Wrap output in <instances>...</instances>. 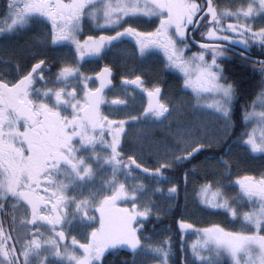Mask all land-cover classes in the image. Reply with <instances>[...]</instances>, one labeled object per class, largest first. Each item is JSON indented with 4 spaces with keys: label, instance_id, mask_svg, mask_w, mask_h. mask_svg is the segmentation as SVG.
I'll return each instance as SVG.
<instances>
[{
    "label": "snow or ice",
    "instance_id": "1",
    "mask_svg": "<svg viewBox=\"0 0 264 264\" xmlns=\"http://www.w3.org/2000/svg\"><path fill=\"white\" fill-rule=\"evenodd\" d=\"M93 0H27L18 13L14 14L12 23L8 24L9 29L14 23H27L24 14L27 12L37 11L50 18L53 35L52 42H56L60 38H69L77 40L76 28L80 26V22L84 15V9L92 3ZM208 8L204 13L209 16V25L215 20L220 32L215 28L209 27L207 32L202 33L205 39H227L231 42V37L222 36L224 31L223 25L219 23V16L216 8L212 4V0H207ZM259 7L249 3L247 7L238 8L244 16H250L253 13L258 14L264 11V0H257ZM152 5V6H148ZM126 14L143 13L145 15H158L161 17L157 28L149 33V40L140 41L141 50L152 42H163L166 50V55L172 61L174 66L186 74L187 79L184 80L185 85H191L193 89L201 87L206 81L221 90L223 95L232 100L234 96V85L229 83H217L223 71L222 66L219 71H216V57L222 53L215 52L213 61L207 67L201 66V61L204 60L206 53L200 52L198 60L193 63L190 59L184 58V51L190 45L185 44L180 51H177L176 43L169 35V28L175 25L178 34L186 37V28L183 26V21L186 18L188 24L191 25L194 17L200 12V5L196 0H178V2H168V0H132L131 6L124 5ZM120 9L109 6L105 9L104 15L110 17V20H105L104 23L116 22V17L113 12ZM95 9H93L92 18L95 19ZM230 11V10H226ZM167 15H164V13ZM235 15V13H233ZM202 18V17H201ZM75 23V27L73 24ZM228 27L235 33H238V38L251 46L249 43H255L257 47L264 45V27L253 29L251 25L241 23L239 27L235 23H229ZM243 29L244 31H241ZM247 33V35L245 34ZM119 35V33L117 34ZM143 35V34H141ZM97 42H92L89 45V50H92L93 45ZM79 47V43H77ZM96 51L99 47L96 46ZM197 55V54H194ZM49 67L45 64L44 59L37 60L32 64L31 70L28 71L21 80L15 85L0 84V93H3L2 104L3 108L0 111H6L11 107L14 110L15 116H5V121L12 125L11 132L16 133L18 121L23 119L29 131L23 134V139L29 147V154H25L22 150L12 151L9 153V158L16 162L15 168L12 171L9 169L0 168V173L7 178V191L10 195L18 196L29 209V215L21 218V223L29 225L23 239L19 236L13 238L10 231L4 227H0V264H29V258L33 253H39L45 246H55V255H64L60 251L59 244L66 238V230L63 227V222L67 216V204L70 200H75L74 195L68 194V189L74 183L75 178H82L84 175H91L92 168L88 165L84 158L77 155L78 146L72 144L73 137L79 135L84 144H92L96 141L103 140L104 144L111 148V159L119 165L122 161L118 159L122 155L118 151L119 145L122 143V134L126 130L125 122L120 121V127H114L116 121L109 120L105 125L99 109L103 97L96 94H85V101L81 107L82 115L76 119H68L63 117L58 107L49 104L46 97L49 92H53L51 87L47 85V77L44 74V69ZM256 70L261 74L259 91L252 101V104L243 115V122H248L250 118H255L257 123H252L242 132V143L248 145V150L251 153L264 152V109L256 108L257 102L264 104V58H257ZM73 69L61 67L58 72V79H66ZM103 71L110 74V69ZM41 80L45 87H37V91L41 93V98L36 100L31 97L30 93L32 85L36 80ZM139 81L140 77H136ZM160 91V89H157ZM64 89H56L54 91V99L57 105L61 102L67 103L63 96ZM217 110H221L219 104L216 105ZM163 111H167V106L157 105L156 115L159 116ZM223 114L228 117L231 108L224 106ZM84 120L88 121V127L85 126ZM235 122L232 121V126ZM79 127L78 131L69 132V128ZM101 129L100 135H94L96 129ZM108 129V134L111 137V142L104 140L103 129ZM201 146L197 145L193 152L199 151ZM95 153L93 156L95 158ZM62 162L67 163L71 168V179L65 180L63 176L57 179L56 173H64V169L60 168ZM134 157H129V163L126 165L129 169L136 164ZM227 163V162H226ZM83 166V171H81ZM159 173V169L156 170ZM46 182V183H45ZM239 192L241 195V203L247 202L248 209L242 213L235 211V206L230 204L227 197H224L222 191L217 189L212 191V183H204L200 186L199 197L200 203L211 209L226 208L229 210L230 217L235 219L237 215L246 223L252 225V231L245 230L233 231L224 228L219 224H213L210 227L197 228V239L190 245L191 254L194 257V264H214L210 259L208 252L211 247L217 254L220 261H223L221 250L229 257L230 264H264V172L259 175H245L238 179ZM4 186V185H0ZM126 186L121 183L115 194L106 200L108 209L107 227L109 229L122 231L125 233L124 240L130 247L135 248L142 243L138 235V227L135 224L137 217L147 218L150 211V206L141 211L138 205L133 204L132 208L121 206L118 201L121 198L131 197L134 199L136 193H128L125 190ZM172 191H176L173 186ZM211 192V198L208 193ZM6 198V197H5ZM19 203V201H17ZM87 202L77 201V209H81ZM40 224H46L49 231L46 232L39 227ZM36 225V227H32ZM177 226L181 232H186L194 228L193 223L180 218L177 221ZM59 237L57 241L56 237ZM164 244L167 247H159L156 250L163 255V264H170L168 260V252L171 249L170 237L165 238ZM255 250V251H254ZM245 253V260L242 261L240 253ZM207 253V254H206ZM70 258H75L73 253L68 254ZM23 257V260H21ZM47 253L41 257L40 264H47ZM182 264H187V261L182 260Z\"/></svg>",
    "mask_w": 264,
    "mask_h": 264
},
{
    "label": "flooded vegetation",
    "instance_id": "2",
    "mask_svg": "<svg viewBox=\"0 0 264 264\" xmlns=\"http://www.w3.org/2000/svg\"><path fill=\"white\" fill-rule=\"evenodd\" d=\"M67 2V0H66ZM168 2H178V0H168ZM191 3V0H188ZM196 3L200 5V12L194 17L191 25L188 24L187 19L183 21V26L186 28V37L182 38L178 34L177 27L173 25L169 28V35L176 43L177 51L187 44L190 45L184 51V58L190 59L195 63L198 60V54L200 52L206 53L205 58L201 61L202 67H207L212 63L213 57L216 51L222 54L216 57L217 65L215 70L219 71V67L222 66V73L217 83H231L236 84L235 80L228 74L230 66H236L247 70V73L251 77L257 76L256 61L250 58H264V45L257 47L255 43L249 42L251 46H248L238 38V33L233 32L229 27V23H235L237 27L241 23L245 25H251L255 29L264 27V11H260L258 14L253 13L250 16H244L241 12H238V8L247 7L249 3L255 4L259 7L257 0H212L213 6L216 8L219 16V23L223 25L224 31L222 36L231 37V42L227 39H205L202 33L207 32L209 27H213L217 32H220V27L217 26L216 21L213 20L209 25V16L204 13V10L208 8L207 0H196ZM129 0H93L85 9L84 15L80 22V26L76 28L77 40L69 38H60L56 42H52L53 29L50 18L40 12L34 16L36 27H39L38 34L34 35L35 38L40 40L39 45L43 47L44 52H33L32 62L24 65L19 60L10 61L6 54L3 53L0 48V84H7L15 86L21 78L31 70L32 64L36 63L39 59H44L45 64L49 67L44 69V74L47 77V85L53 89V92L47 94V101L54 107H58L63 117L68 119H76L82 115L81 107L85 101V94H96L102 96L104 99L99 105L100 113L102 117H106L104 120L105 125L109 120L116 121L114 127H120L118 119H127V124L124 127L126 130L123 135L128 131L129 139H132L134 143L139 144L136 139L140 135L144 134V120L150 116L166 118V115L170 114V107L164 102L165 96H171L164 85V74L167 71L175 73L179 80L178 94L173 97V100H181V97L185 93H181V86L187 87L190 85L184 84V80L187 79L185 73H183L179 67L174 66L172 61L166 55V50L163 42H152L141 50L140 41L149 40V33H152L158 26L161 19L158 15H145L143 13L126 14L123 6H131ZM109 6L112 8L120 9L112 13L115 16L116 22L104 23V21L110 20V17L104 15L105 9ZM152 6V5H148ZM95 9V19L93 20L92 14ZM230 10V11H226ZM34 12V11H32ZM235 13V15H233ZM164 15H167L165 12ZM202 17V18H201ZM12 23V22H10ZM18 22L14 23L16 26ZM75 27V23L73 24ZM9 28V27H8ZM241 31H244L241 29ZM16 32V31H15ZM119 33V35H117ZM143 34V35H141ZM247 35V33H245ZM92 42H97L93 45L92 50H89L88 46L92 45ZM38 43V42H37ZM79 43V47H77ZM99 47V51L94 50L95 47ZM197 54V55H194ZM160 62L158 69H162L164 72L163 77L159 71V76L154 77L149 64ZM246 62H249L246 64ZM67 67L73 69L71 75L79 77L81 80L78 82L79 89H75L72 83L61 85L60 80L57 78L58 72L61 67ZM104 69H110V74L103 71ZM164 70V71H163ZM136 77H140L137 81ZM75 81V80H74ZM37 87H45V84L37 79L35 84L32 85L31 97L39 100L41 93L37 91ZM177 87V86H176ZM63 88V96L66 98L67 103H59L54 99V91L56 89ZM160 89V91H157ZM187 92L186 88L184 90ZM151 92H155L158 97L153 100L152 108L149 105V96ZM194 95V94H193ZM3 93H0V108H3L2 104ZM157 105L167 106V111H163L159 116L156 115ZM5 116L14 117V110L9 107L6 111H0V168L9 169L12 171L15 168V163L9 158V153L12 151L22 150L25 154H29L30 145L23 139V134L28 132L29 129L23 119L18 121V128L16 133L11 132L12 125L5 121ZM144 122V123H143ZM84 124L88 127V121L84 120ZM79 127L69 128V132L78 131ZM101 129H96L94 135H100ZM104 140L111 142V137L108 134V129H103ZM144 141V138H142ZM72 144L78 146V156L84 158L85 162L91 166L92 173H94L89 179V175H84L82 178H75L74 183H77L76 189H68L69 195H74L77 198H88L87 193L91 189L96 194L104 195L105 197H111L115 194L120 184L123 183L128 193H133L134 188L129 187V183H138L139 181L144 186L145 179L150 175L149 170L143 168L137 163L132 165L129 169L126 165L129 163V157H135V161L141 160L144 164L147 163L146 156L148 151L145 149L139 157V151L135 150L131 154L124 155L120 148L122 143L118 147V151L122 153L118 157L122 161L117 165L112 159L111 148L104 144L103 140L96 141L92 144H84L81 141V137L76 135L73 137ZM95 153V158L93 156ZM125 159V160H124ZM146 161V162H145ZM60 168L64 169V173H56L57 179L61 176L65 180L71 179L70 166L62 162ZM103 168L102 172L110 171V179L114 175L113 182H108L107 178H102L99 170ZM147 168V167H146ZM119 169V170H118ZM83 171V166H81ZM46 183V182H45ZM0 184L2 186V192L4 196L10 199V211L16 224H21V218L29 215L28 206L19 200L18 196L10 195L7 191V178L0 173ZM82 184V185H81ZM91 185H93L91 187ZM102 191V194H101ZM127 198H132L129 195ZM19 201V203H17ZM77 202L70 200L67 204V215H76L80 209L76 207ZM2 203L0 202V207ZM90 210L99 211L100 207H90ZM108 212V210H107ZM25 224V223H24ZM18 226L14 227L17 230ZM26 230L29 225L26 224ZM32 227H36L33 225ZM63 227L66 225L63 222ZM45 231L48 232V226L45 224ZM72 237L71 229H68L65 240L68 242Z\"/></svg>",
    "mask_w": 264,
    "mask_h": 264
},
{
    "label": "trees",
    "instance_id": "3",
    "mask_svg": "<svg viewBox=\"0 0 264 264\" xmlns=\"http://www.w3.org/2000/svg\"><path fill=\"white\" fill-rule=\"evenodd\" d=\"M13 17L14 12L11 11L10 0H0V48L4 49L3 53L10 61L19 60L24 65L30 64L34 51H46L33 41L36 34L33 32H37L39 27H36L35 20L30 16L29 19L25 18L27 23H19L9 29L8 24L12 22ZM159 63L149 64L151 71L155 73L154 77L159 76V71L163 77L162 69L159 70L158 66L154 68ZM248 63L246 62V64ZM228 71L236 84H233L234 96L229 102L231 108L229 125L223 136L217 138L218 140L197 143L192 146V149L200 145L199 151L192 153L190 150L188 157L181 156L180 146L176 143L175 135L170 133L175 132L178 129L176 127H180L184 122L186 117L183 116L186 115V112L178 110V102L173 100V97L178 94L179 80L172 71H167L164 74L165 88L163 89L169 91L168 93L171 95L165 96L166 103L174 108L170 111V117H166L163 121H152V118L144 120V134L136 139L139 144L129 139L128 131L123 135L120 150L124 155L130 156L129 154L135 150L136 153L139 151V157H141V153L145 149L148 151L147 163L144 164L147 168L142 165L141 160L136 161L150 173L145 179L144 186L138 189L142 198L138 201L139 210L143 211L150 206L147 218L137 217L135 221V224L139 226V239L142 244L148 240L151 245L157 246L163 243L165 238L170 237L171 249L168 252L170 264H182V260L186 261L184 249L186 232H181L177 226V221L180 218L193 223L194 228L190 231H194L195 228L210 227L213 224H219L233 231L250 232L253 230L252 225L244 223L239 215L232 219L228 209H211L199 202L200 186L206 182L212 183V189H220L223 196L229 199L230 204L235 206V211L242 213L248 209V203L240 202L238 179L245 175H259L264 172V154L261 152L251 153L248 150V145L242 143L243 130L249 127L250 121L255 122L254 119L243 122L242 115L247 109L251 110L249 107L260 88L261 74L257 72L256 77H251L247 70L233 65ZM158 78L162 80L161 76ZM256 107L263 109L264 104L257 102ZM232 121L235 122L234 126H232ZM159 150L161 151L159 152ZM134 156L136 159V154ZM157 169L160 170L159 173H157ZM154 177L163 180H154ZM173 186L176 187V191L171 190ZM166 190L169 191V195L165 200H162L161 192ZM103 199L100 210L94 214V221L98 223L96 227L105 232L107 241L103 244V251L100 255L103 254L97 257L98 259H91L87 263L152 264L148 258L142 256L141 250L133 251L130 245L125 242L124 232L107 227L108 209L106 200ZM1 217L10 229L12 221L9 220H12V216L3 211ZM73 232L71 231V233ZM87 246L89 245L87 244ZM213 262H215L214 264H230L226 258H223V261L218 258Z\"/></svg>",
    "mask_w": 264,
    "mask_h": 264
},
{
    "label": "rangeland",
    "instance_id": "4",
    "mask_svg": "<svg viewBox=\"0 0 264 264\" xmlns=\"http://www.w3.org/2000/svg\"><path fill=\"white\" fill-rule=\"evenodd\" d=\"M15 2V0H14ZM27 0H16L18 10L15 13H18L20 8H22L24 3H26ZM15 3V4H16ZM129 3H132V0H129ZM19 5L22 7L19 8ZM30 12H27L26 14L29 15ZM31 14H37L36 11H34ZM25 15V14H24ZM33 41H35V44H39L40 40L33 37ZM38 42V43H37ZM75 80V81H74ZM81 79L79 77H74L71 75V72L67 76L66 79H61L59 82L60 84L66 85L68 83H72L73 88L79 89V84L78 82ZM186 86V85H185ZM191 91L194 92L196 97L192 98L191 100V112L189 114H186V119L184 122L180 125L175 132H171V135H175V140L177 144H180L179 152L181 153L182 157H188L190 155V150L192 153L193 149L192 146H195L197 143H202L204 141H213L214 139L218 140V137H222L224 132L226 131V127L229 125L230 118L229 116L226 117L223 114V107L229 105V100L227 97L223 95V92L215 87H212L208 81H206L201 87L193 89V87L190 85L188 86ZM192 92V93H193ZM223 95V99H216L214 96H220ZM184 96L181 97V100L178 101V103H185L184 101ZM219 104L221 106V110H217L216 105ZM257 108V107H256ZM262 109V108H261ZM264 109V108H263ZM259 111V109L257 110ZM254 119L255 118H250ZM125 122V121H124ZM250 125L252 123H257L255 122H249ZM120 125V124H119ZM215 140V141H216ZM195 148V147H193ZM161 150H159L160 152ZM264 154V152H261ZM180 157V156H179ZM103 168L99 170V173H101L102 178H107L108 182H113L114 180V175L110 179V171L108 172H102ZM119 170V169H118ZM88 176V179L93 175ZM154 180H163L162 178H156L154 177ZM136 190L133 191V193H138V189L142 187L139 181ZM1 185V184H0ZM82 185V184H81ZM93 185H91L92 187ZM239 187V184H238ZM212 191H216L213 190ZM102 194V191H101ZM5 194L2 192V186H0V198L4 199ZM88 198H85L83 202H87L85 205L81 207L79 210L78 214L73 215V227L75 228V224H79L82 226H86L84 231L81 229V232L77 235H72L73 241L67 242L64 240L59 244L60 251L64 253V255L57 256L55 255V246H49L45 245L39 253H33L30 258H29V264H40L41 257L44 253H47V264H88L87 262L90 261L91 259L93 260V257H100V253L103 251V244L106 243L107 241V236L105 232L101 231L100 228L96 227L97 222L93 221L92 219V214L94 213V210H90V207H98L102 206V199L105 197L104 195L96 194L93 189H91L90 192L87 193ZM169 195V191H162L161 192V197L162 200L166 199V196ZM209 198H211V192L208 193ZM141 193H138V195L135 196V198L132 200L134 204L138 205V201L141 200ZM13 220L15 219L14 216L12 217ZM2 217L0 215V227H4L7 229V226L5 223H2ZM95 220V218H94ZM9 221H12L11 219ZM13 222V221H12ZM65 224H68L69 221H64ZM18 225L16 224V227ZM26 223H19V226L17 228V231L13 233L11 231V235L13 238H16L19 236L22 240V237H24V234L26 233ZM40 228H42L45 231V224H40ZM197 228L193 229L194 231L187 230L186 231V241L184 243V249H185V260L187 261L188 264H193L194 262V257L191 254V247L190 245L197 239ZM68 231V230H67ZM251 232V231H250ZM261 232H264V228L261 229ZM67 234V232H66ZM85 235V240H86V246L81 247V242L79 241L82 236ZM57 241H59V237H56ZM87 244L89 246H87ZM143 247V248H141ZM159 247H166V244L161 243L157 246L151 245V243L147 240L145 244H140L138 245L135 249L141 250L142 256L148 258L151 263L153 264H163V255L157 251L156 249ZM255 251V250H254ZM210 259L212 261L218 260L216 252L209 247L208 249ZM69 253H73L75 258H70ZM207 254V253H206ZM221 256L229 260V257L223 253L221 250ZM240 258L242 261H244L245 258V253L241 252ZM21 260H23V257H21ZM215 263V262H214ZM204 264H207V262H204Z\"/></svg>",
    "mask_w": 264,
    "mask_h": 264
},
{
    "label": "water",
    "instance_id": "5",
    "mask_svg": "<svg viewBox=\"0 0 264 264\" xmlns=\"http://www.w3.org/2000/svg\"><path fill=\"white\" fill-rule=\"evenodd\" d=\"M252 60H253V61H256L257 59H256V60L252 59ZM152 97H155V94H154V93L151 94V98H152ZM150 106H151V104H150Z\"/></svg>",
    "mask_w": 264,
    "mask_h": 264
}]
</instances>
